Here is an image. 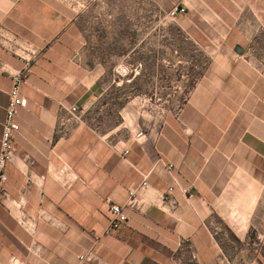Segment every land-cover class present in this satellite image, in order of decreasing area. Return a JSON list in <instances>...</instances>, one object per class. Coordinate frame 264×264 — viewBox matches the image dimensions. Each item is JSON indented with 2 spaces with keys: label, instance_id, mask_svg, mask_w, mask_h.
<instances>
[{
  "label": "crops",
  "instance_id": "0c3cea01",
  "mask_svg": "<svg viewBox=\"0 0 264 264\" xmlns=\"http://www.w3.org/2000/svg\"><path fill=\"white\" fill-rule=\"evenodd\" d=\"M182 4L198 80L178 115L123 134L82 77L79 5L0 0V34L14 40L0 45V138L12 75L25 78L0 264H264V0ZM110 204L126 221L107 232Z\"/></svg>",
  "mask_w": 264,
  "mask_h": 264
},
{
  "label": "rangeland",
  "instance_id": "374dc122",
  "mask_svg": "<svg viewBox=\"0 0 264 264\" xmlns=\"http://www.w3.org/2000/svg\"><path fill=\"white\" fill-rule=\"evenodd\" d=\"M182 1L66 0L79 5L77 58L84 81L104 89L106 126L131 134L181 111L204 63L184 32ZM177 7L184 12L170 18Z\"/></svg>",
  "mask_w": 264,
  "mask_h": 264
},
{
  "label": "built area",
  "instance_id": "2783aa9c",
  "mask_svg": "<svg viewBox=\"0 0 264 264\" xmlns=\"http://www.w3.org/2000/svg\"><path fill=\"white\" fill-rule=\"evenodd\" d=\"M184 10L182 7H177L174 10H172L169 13L170 18H175L177 15L183 13ZM0 45H6L10 50H13L14 46V40L7 38L0 34ZM12 86L11 90L8 94V104L5 109V120L2 124V134L0 138V191L3 195H6L4 192V189L2 188V185L6 181V177L4 174V168L6 164L11 163L16 158V148L14 145V135L16 131L18 130V125L15 122V116L17 114V111L19 108L23 107L25 105V100L20 95V89L21 86L25 82L24 78V72H16L12 75ZM75 109L72 108L71 112H74ZM142 133H138V135H141ZM27 158H25L26 160ZM168 168L170 169L171 166L168 165ZM67 183V182H66ZM149 189V184L144 178L137 186L130 187L128 190V201L127 206H134L137 201V196L140 192H145ZM173 188H169L168 191H172ZM122 206L117 204H110L108 207L110 216H111V222L110 226L107 229V232H110L112 230H116L120 228V226L126 221V216L124 214ZM79 262H85L88 259L79 257Z\"/></svg>",
  "mask_w": 264,
  "mask_h": 264
}]
</instances>
